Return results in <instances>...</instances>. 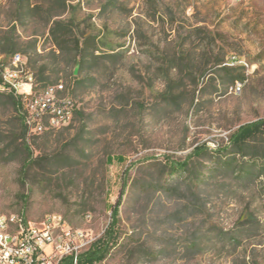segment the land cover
Returning a JSON list of instances; mask_svg holds the SVG:
<instances>
[{"label":"rangeland","instance_id":"374dc122","mask_svg":"<svg viewBox=\"0 0 264 264\" xmlns=\"http://www.w3.org/2000/svg\"><path fill=\"white\" fill-rule=\"evenodd\" d=\"M3 46L76 110L27 137L28 169L0 96V213H59L95 241L119 205L95 264H264V134L231 144L264 119V0H5L0 71Z\"/></svg>","mask_w":264,"mask_h":264},{"label":"built area","instance_id":"2783aa9c","mask_svg":"<svg viewBox=\"0 0 264 264\" xmlns=\"http://www.w3.org/2000/svg\"><path fill=\"white\" fill-rule=\"evenodd\" d=\"M4 1L0 0V4ZM38 85L21 53H15L11 63L0 71V93H13L21 99V115L28 136L68 125L76 110V102L64 83L44 89ZM242 85L236 82L233 91L241 92ZM93 242L88 231L74 228L59 213L48 214L37 221L23 214L0 213V264H64L67 258L72 264H79L82 253Z\"/></svg>","mask_w":264,"mask_h":264},{"label":"trees","instance_id":"16d2710c","mask_svg":"<svg viewBox=\"0 0 264 264\" xmlns=\"http://www.w3.org/2000/svg\"><path fill=\"white\" fill-rule=\"evenodd\" d=\"M79 48V44L76 45ZM2 53L11 54V57L15 53H20L17 51H20V48L17 47H8L3 46ZM83 57L85 56L82 55ZM45 69L41 70L40 79L41 81H38V88L44 89L49 85L55 84L54 82H47V78L44 76ZM37 79V78H36ZM57 83V82H56ZM67 91L69 93V87H66ZM70 94V93H69ZM0 96L6 97L11 101V103L16 107L17 115L21 121V132L19 136H17V139L22 140V145L24 146L25 155H24V167L28 168L31 167L32 163H35L38 159H33V154L30 153L29 146L27 144V126L24 122V119L21 115V99L16 97L13 93L9 94H2L0 93ZM264 134V119H260L255 122L247 123L244 125H241L232 135H231V144L232 146L238 151L245 153L247 149H249V143L254 140L256 137ZM40 160L43 162H47L50 159L48 157L40 158ZM225 163H231V161H226ZM180 167H186L187 163L184 162L180 164ZM118 215H119V205H113L112 206V223L109 225L107 230L105 231V234L96 239L90 248L82 253L79 264H95L96 262L102 261L107 254L109 253L111 247L115 244L116 241V223L118 221ZM64 264H72L71 259L67 258Z\"/></svg>","mask_w":264,"mask_h":264}]
</instances>
